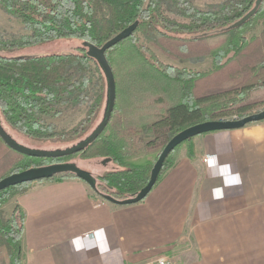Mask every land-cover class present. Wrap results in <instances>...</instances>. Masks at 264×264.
<instances>
[{"label":"trees","instance_id":"obj_1","mask_svg":"<svg viewBox=\"0 0 264 264\" xmlns=\"http://www.w3.org/2000/svg\"><path fill=\"white\" fill-rule=\"evenodd\" d=\"M186 1L188 0H0V6L29 31L26 36L14 39L0 37L1 119L32 145L33 141L36 144H44L43 138L54 134L47 133L43 116L56 113L57 103H68L79 95L82 82L75 78L74 71L80 69L79 65L83 61L92 59L85 51L80 53L83 49L81 45L74 47L77 50L75 52L41 55L22 54L24 48L55 40H77L82 45L100 46L134 21L138 22L134 33L139 31L149 35L148 33L156 32L161 37L174 40L178 34L176 31H181L175 29L172 34L163 33L158 30V24H163L164 12L167 10L174 9L188 16L189 13L182 8ZM253 1L232 0L225 2L217 11L199 12L196 15L194 13L193 26L181 29L187 32L197 29V32L200 31L205 36L207 29L218 30L214 25L207 28V23L213 24L219 19L222 21L219 27L221 32L231 34L223 45L207 53L213 57L214 72L228 70L232 68L230 64H233L235 70L230 73L231 77L240 76L236 85L218 92H198L197 81L207 76L208 72H198L197 75L190 72L184 74L182 69L181 76L186 77L183 78L185 82H180L183 99L171 104L149 126L142 128L112 113L98 138L84 150L63 158L70 159L74 155L81 159L104 157L114 163L116 169L104 173L100 178L104 186L112 190L115 198L123 199L136 194L146 183L151 168V163L145 160L149 150L162 148L175 133L190 125L209 119H225L233 115L241 117L262 106L264 99L247 98L251 91L264 88V29L249 38L244 36V32L258 20L257 18L262 16L263 21H260V24L264 22V4L258 7L256 13L244 24L232 27L234 21L249 11ZM227 8L230 12L223 13ZM192 27L194 28L191 29ZM131 38L133 35L127 39ZM134 41L135 39L131 42V47L142 54V47L137 46ZM111 50L113 48L107 50L106 58L113 68L108 55ZM247 57L252 62V71L245 66ZM72 67H75L73 71ZM241 69L246 70L241 72ZM176 72L174 77L179 79L181 71ZM163 73L166 78L173 79V74L168 69ZM92 126L93 124H89L72 129L59 135L56 141L65 144L81 141L91 133ZM1 127L3 128L2 125ZM4 131L8 133L5 129ZM0 147L5 148L2 154L0 152V178L14 171L43 166L34 162L40 163L45 158L20 154L6 146L1 138ZM172 152L164 160L158 179L174 163L171 160ZM64 177L75 176L62 174L51 179L61 180ZM21 188L22 185L1 190L0 208ZM94 194L103 197V193L98 190H95ZM23 219L24 212L18 205H15L5 220L0 219V255L7 264H24L21 253Z\"/></svg>","mask_w":264,"mask_h":264},{"label":"crops","instance_id":"obj_2","mask_svg":"<svg viewBox=\"0 0 264 264\" xmlns=\"http://www.w3.org/2000/svg\"><path fill=\"white\" fill-rule=\"evenodd\" d=\"M183 146L134 204L106 201L76 177L22 185L13 204L24 212V264H145L159 255L264 264V119Z\"/></svg>","mask_w":264,"mask_h":264},{"label":"rangeland","instance_id":"obj_3","mask_svg":"<svg viewBox=\"0 0 264 264\" xmlns=\"http://www.w3.org/2000/svg\"><path fill=\"white\" fill-rule=\"evenodd\" d=\"M228 1L232 0H188L184 4L182 3V8L189 13L188 16L174 9L165 11V19L162 20L163 24H158V30H161L163 33L172 34L175 29H179L181 32H177L175 30L178 34H176L174 40L167 37H161V35H157L156 32L148 33L150 35L149 36L137 31L132 34L133 38H131V40L125 39L113 46V50H111L108 54L112 61V71L116 83V98L112 111L113 115L120 116L124 120L142 128L149 126L151 122L161 116L171 104L179 102L183 99L182 97L184 95L182 94V90L180 88V82H185L186 80L183 81V78L186 77L181 76L182 69H184V74L190 72L197 75L198 72H212L211 74L207 73V76L198 79L196 90L198 92H218L236 85L240 80V76L231 77L230 73L232 70H235L233 64H230V67L232 68L228 70L226 69L214 72L215 63L213 57L211 54L207 53L223 45L227 40L226 38H228L231 34L230 32L226 33L223 31L224 28H222L223 32H221V28L219 29V27L222 21L219 19L218 21L213 22V24L207 23V28L214 25L218 30L212 31L207 29L205 31V36L200 31L197 32V29L192 32L181 30L187 28L188 26H193L194 22L192 21L195 19V16L192 15L194 13L196 15V13L199 12L208 13L217 11L223 7L225 2ZM255 2L256 0L252 2L250 9L254 6ZM261 3L259 7L264 4V0ZM229 10L230 9L227 8L223 11V13L228 14L230 12ZM261 11H263V7ZM257 19L258 20L256 22H253V24L245 30L244 36L246 38H249L251 35H257L262 31V29H264V22L260 24V21H263V17L261 16ZM193 28L194 27L191 29ZM243 28H246V26H243ZM28 32L29 31L25 29L16 18L9 15L0 6L1 38L14 39L26 36ZM134 39V43L137 46L142 47V54H139L131 47V42H133ZM80 45L83 48L80 53L84 51L86 52L87 45H82L80 41L55 40L53 42H45L39 45L29 46L24 48L21 53L25 55L69 53L77 51L74 47ZM151 55L153 57H151ZM95 62L96 61H94V59H86L79 65L80 69L74 71L75 78L82 82L79 95H76L75 98L68 103H57L55 105L57 110L56 113L43 116V121L45 125H47V133L51 135L54 134L48 138H43V140L41 139L45 142L44 144H36L35 141H33L32 145L28 139L22 138L18 133L10 129L1 117L0 124L8 132L11 138L28 147L40 148L44 150H56L64 149L77 144L80 140L69 144L61 143L56 140L59 138V135L65 134L72 129L79 128L84 125L93 124L90 130L92 132L102 120L107 104V84L102 70L97 62ZM251 63L252 62L249 57H247L245 66L249 71L254 69L252 68L253 65H251ZM152 65L156 67V69L162 70V72L154 69ZM74 69L75 67L71 68L72 71ZM165 69H168L173 74L171 77L173 79L165 77L163 73ZM176 70L179 72L181 71L179 79L174 77L175 73L177 74ZM243 70L246 69H241V72H243ZM247 99H264V88L260 87L251 91ZM263 107L264 102L262 103V106L253 110L251 113L258 112L263 109ZM238 118L240 117L233 115L225 118V120H234ZM183 144L186 145L187 142L185 141ZM183 144L178 145L173 150L171 154L172 162L176 160V154H174V152L181 146L183 148ZM162 148H158L155 151L149 150L148 155L145 156V160L151 163V168ZM4 151L5 148L0 147L1 154ZM65 160L73 162L78 167L87 170L93 178H96L95 184L97 190L103 194L113 196L112 190L104 186V182L100 177L104 173L114 171L116 169L114 163L108 161V159L104 157L81 159L78 155H74L70 159L63 158L62 161ZM51 161L52 160L44 159L41 160L40 163L34 162V164L47 165ZM150 170L148 172L149 174ZM87 186L89 187V185ZM89 189L93 191L90 187ZM13 197L9 198L1 206V220H5L14 210L15 205L13 204ZM258 253L262 254L261 259L263 262L264 248ZM172 261L174 263L173 259ZM0 264H7L6 260L3 259L1 255Z\"/></svg>","mask_w":264,"mask_h":264},{"label":"water","instance_id":"obj_4","mask_svg":"<svg viewBox=\"0 0 264 264\" xmlns=\"http://www.w3.org/2000/svg\"><path fill=\"white\" fill-rule=\"evenodd\" d=\"M261 0H256L254 6L244 14L240 19L232 24V27H239L244 24L248 19H250L257 11ZM138 25L137 21L126 26L124 29L116 33L114 36L106 40L102 45H87L86 55L94 59L102 70L107 84V104L104 111V115L100 123L96 128L83 140L79 141L77 144L69 146L64 149L56 150H44L40 148H32L18 143L13 138L10 137L8 133L0 125V138L6 146L13 149L14 151L26 155L28 157L34 158H45V159H61L78 153L84 150L89 144H91L105 129L113 108L116 98V83L114 79V74L112 68L106 58L107 50L111 49L113 46L117 45L119 42L129 38L135 31ZM264 119V107L258 112L247 114L241 116L234 120H205L193 125H190L176 134H174L163 146L160 151L156 161L154 162L149 178L145 185L134 195L128 196L123 199H117L111 195L103 194L102 198L118 205L134 204L143 200L146 195L150 192L152 187L155 185L159 172L163 166V162L166 157L181 143L193 138L196 135L215 131V130H225V129H235L241 128L244 125L260 121ZM62 174H72L76 178L84 181L89 187L95 191L97 190L95 179L89 174L85 169L78 167L73 162H56L43 166L29 167L24 170L14 171L2 178H0V191L12 186H21L34 181L51 179L57 175Z\"/></svg>","mask_w":264,"mask_h":264},{"label":"built area","instance_id":"obj_5","mask_svg":"<svg viewBox=\"0 0 264 264\" xmlns=\"http://www.w3.org/2000/svg\"><path fill=\"white\" fill-rule=\"evenodd\" d=\"M210 158V156H205L203 161H207ZM85 236L92 237V233H86ZM145 264H174L172 259L166 255H159L156 256L150 260H148Z\"/></svg>","mask_w":264,"mask_h":264},{"label":"flooded vegetation","instance_id":"obj_6","mask_svg":"<svg viewBox=\"0 0 264 264\" xmlns=\"http://www.w3.org/2000/svg\"><path fill=\"white\" fill-rule=\"evenodd\" d=\"M56 162H68V161H66V160H65V161H62V160H58V159H57V160H56V159L53 160V159H52V161L49 162L48 164L56 163ZM48 164H47V165H48ZM94 179L96 180V178H94Z\"/></svg>","mask_w":264,"mask_h":264}]
</instances>
